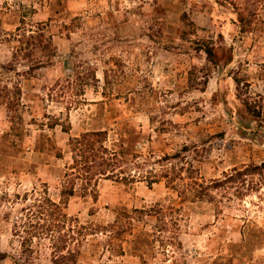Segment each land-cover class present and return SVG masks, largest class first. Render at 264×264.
I'll use <instances>...</instances> for the list:
<instances>
[{"label":"rangeland","instance_id":"374dc122","mask_svg":"<svg viewBox=\"0 0 264 264\" xmlns=\"http://www.w3.org/2000/svg\"><path fill=\"white\" fill-rule=\"evenodd\" d=\"M88 131L138 175L100 178L66 213L147 212L120 254L103 231L77 264H264V0H0V264L23 257L17 197L45 185L56 200L69 139ZM233 168L249 171L212 183ZM32 247L52 264L46 240Z\"/></svg>","mask_w":264,"mask_h":264},{"label":"trees","instance_id":"16d2710c","mask_svg":"<svg viewBox=\"0 0 264 264\" xmlns=\"http://www.w3.org/2000/svg\"><path fill=\"white\" fill-rule=\"evenodd\" d=\"M241 22V21H240ZM241 32H245V24H240ZM207 55H211V50H207ZM105 131H88L83 132L77 137L69 139L68 149L71 157V163L67 166V172L64 173L62 181L59 183L57 199L54 200L47 192V188L43 185L41 191L32 189L19 198L24 206L20 208V215L17 216L13 224V234L19 237V243L22 253L21 264H32L30 261L33 253L34 240H46L51 250L52 264H77L83 243L87 242L89 235L95 233H111L109 244L116 248L110 251L121 253V242L127 231H131L135 226V218H140L147 211L142 209H134L130 213L120 212L116 215L113 222L96 226L92 223L82 224L75 216L66 213L68 201L76 191L81 194H91L94 196L95 186L100 178H109L115 181L134 182L138 174H130L126 170L129 164L135 163L136 156L128 159L123 150L110 149L105 145ZM126 157V158H124ZM128 167V168H127ZM188 174L190 173V168ZM249 168L237 170L233 168L230 172L224 173L223 178L214 180L212 183L218 187L233 184L236 178L247 174ZM163 176L167 177V172ZM189 178V177H188ZM149 182H152L149 180ZM169 182L173 179L170 177ZM196 181H190L186 187L196 190ZM77 186V187H76ZM211 185L210 187H217ZM188 188V189H189ZM208 186H203L199 191V197L206 195L211 197L207 192ZM160 216L159 224L156 226V240L162 242L161 233L164 232L167 225L165 217L161 215L160 210L154 211ZM134 217V218H133ZM138 220V219H137ZM169 237V242L174 239ZM117 249V250H116ZM5 258L0 253V260Z\"/></svg>","mask_w":264,"mask_h":264}]
</instances>
